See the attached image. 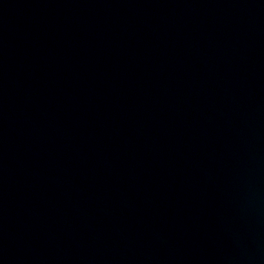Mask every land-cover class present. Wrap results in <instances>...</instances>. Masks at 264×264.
Wrapping results in <instances>:
<instances>
[{
	"label": "water",
	"instance_id": "1",
	"mask_svg": "<svg viewBox=\"0 0 264 264\" xmlns=\"http://www.w3.org/2000/svg\"><path fill=\"white\" fill-rule=\"evenodd\" d=\"M0 264H264V0H0Z\"/></svg>",
	"mask_w": 264,
	"mask_h": 264
}]
</instances>
